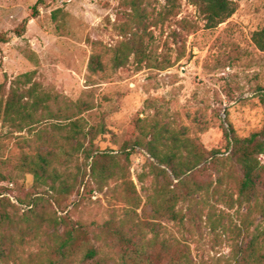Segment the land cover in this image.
Listing matches in <instances>:
<instances>
[{
  "label": "rangeland",
  "instance_id": "374dc122",
  "mask_svg": "<svg viewBox=\"0 0 264 264\" xmlns=\"http://www.w3.org/2000/svg\"><path fill=\"white\" fill-rule=\"evenodd\" d=\"M232 1L235 12L205 28L187 0L176 2L175 14L164 13V0H0V33L8 38L0 42V84L6 92L11 80L30 73L23 88L35 83L45 95L38 109L42 120L31 128L0 121V187L9 186L7 196L17 205L6 208L13 223L0 228L2 244L13 249L8 264H43L53 231L46 220L64 214L99 239L110 264L117 257L102 233L106 221L145 240L170 235L186 244L193 264H232L239 247L263 232L259 207L236 199L239 172L224 174L230 165L224 158L229 125L239 137L264 126V52L251 40L264 25V0ZM126 44L134 51L120 60ZM92 55L100 62L95 71L89 69ZM71 121L92 132L91 139L80 138L81 148L92 150L95 159L111 155L117 175L96 184L91 159L85 162L81 149L66 169L83 179L85 189L40 200L27 223L21 215L29 206L16 199L40 188L21 166L22 157L55 151ZM154 124L207 151L219 150L221 160L210 163L209 157L193 169L201 190L191 205L194 215L180 205L181 226L152 209L154 189L167 180L150 167L145 150L135 147L128 159L121 152Z\"/></svg>",
  "mask_w": 264,
  "mask_h": 264
},
{
  "label": "trees",
  "instance_id": "16d2710c",
  "mask_svg": "<svg viewBox=\"0 0 264 264\" xmlns=\"http://www.w3.org/2000/svg\"><path fill=\"white\" fill-rule=\"evenodd\" d=\"M177 1L164 0V13L166 11L175 14ZM187 1L197 7L205 21V28H213L224 22L236 10L232 0ZM23 29L24 23L21 24L20 30H15L17 35H20ZM7 39L6 34L0 33V42H6ZM251 40L264 52V25L252 33ZM133 51L132 44H126L118 59L122 60L123 55L126 57ZM98 65L99 60L92 55L89 69L95 71ZM30 81V73H23L10 81L6 92L5 82L0 84V121L7 122L18 130L29 129L42 120L38 109L40 104L44 103L45 95L37 93L35 83L23 88L22 85ZM69 126L67 134L57 143L55 151L37 150L33 156L22 157L21 166L33 175L35 186L40 188L37 192L27 195L26 200L16 199L18 204L26 202L29 206V210L21 215L27 223L31 216L35 215L33 207L40 200L79 193L81 187L85 189L87 184L83 179L69 174L66 169L81 149L84 161L91 159L88 170L96 184L106 183L117 175L115 166L110 164L114 160L111 155L99 153L98 159H95L92 158V150L81 148L80 138L90 135L91 139V130L84 131L78 121H71ZM225 137L229 153L224 159L230 161V165L225 168L224 174L230 173L232 168L238 169L236 199L244 203L254 201V205L260 209L261 222L264 224V157L261 158L264 156V126L245 137H239L229 125L228 129H225ZM73 140H76V143H73ZM135 147L145 150L150 158V167L159 171L164 180H167L160 188L154 189L156 195H153L150 201L154 213L164 216V220L176 221L180 226L183 225L185 215L180 205L185 204L188 213L194 215L191 205L195 195L201 190V184L194 179L193 169L209 157H212L210 163L221 160L217 156L219 150L207 151L200 143L190 138H181L164 124H154L143 140H135L123 147L121 152L126 159ZM168 171L172 176L171 180L167 178ZM8 187H0V228L13 223L6 208H17L7 196ZM175 187L179 191H176ZM46 221L52 223L53 231L50 235L51 241L45 244L43 250V264H110L112 258L98 243L99 239L97 241V238L92 237L85 224L72 220L68 214ZM39 227L40 225L36 224L35 229L38 230ZM58 227L61 228L59 232ZM101 227L105 240H108L115 250L116 264H193L186 244H181L170 235L164 234V238L153 235L145 240L113 221H106ZM239 249L240 254L234 256L232 264H264V230L260 235H253L247 245ZM12 251L10 246L2 244L0 238V264H8Z\"/></svg>",
  "mask_w": 264,
  "mask_h": 264
}]
</instances>
